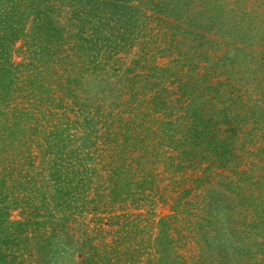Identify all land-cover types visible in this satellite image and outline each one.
<instances>
[{"label": "rangeland", "instance_id": "obj_1", "mask_svg": "<svg viewBox=\"0 0 264 264\" xmlns=\"http://www.w3.org/2000/svg\"><path fill=\"white\" fill-rule=\"evenodd\" d=\"M0 52L17 73L0 106L31 112L30 89L54 88L60 99L68 76L80 79L66 112L38 113L50 128L69 126L50 137L68 143L65 157L47 153L56 148L41 130L45 144L25 154L23 172L31 162L47 173L78 166L77 151L98 169L79 190L82 206L51 203L55 217L37 216L8 264H264V0H0ZM155 90L169 102L157 115L174 129L144 110ZM99 134L101 149L83 143ZM127 134L141 139L135 148L118 145H129ZM23 172L26 200L28 189H49L40 175L31 188ZM51 192L34 200L48 203ZM21 205L12 219L24 217Z\"/></svg>", "mask_w": 264, "mask_h": 264}, {"label": "trees", "instance_id": "obj_2", "mask_svg": "<svg viewBox=\"0 0 264 264\" xmlns=\"http://www.w3.org/2000/svg\"><path fill=\"white\" fill-rule=\"evenodd\" d=\"M8 26V25H7ZM5 26V35L9 34L11 31L7 30L8 27ZM16 26V25H15ZM12 27V26H11ZM18 28V29H17ZM15 28V32L14 33H20L22 34L23 29L20 27ZM9 36H5V39H8ZM3 53L0 52V104H2L5 99L8 97L9 92L7 90H9V85L11 82L15 81V77L17 76L16 71L11 70V67L7 66H3L2 63L4 61H9L10 62V58L9 60L6 59L5 56H2ZM83 58L85 59V55L84 53H82ZM80 56L79 59L80 60ZM82 60V59H81ZM76 61V60H75ZM79 61H76V64H78ZM12 64H14V62H11ZM6 64V63H5ZM75 64V63H74ZM28 69H30V67H27ZM68 70V69H67ZM72 68H70V70H68L69 73H71ZM70 75V74H69ZM77 76H79L78 74H73V76H68V85H65V89L66 92L65 93H61L60 94V99H58L57 97H59L57 94V89L54 88H43L42 90L40 88H37V91L35 92L34 89H30L27 88L29 90L28 92V101L29 99H34L35 100V104H33V112L31 111H26L25 109H22L21 107L18 106H13L12 111L13 114L11 117H9V108H6L5 106H0V155L3 154L2 156H0L1 160L3 159H11L9 160L7 163H4L3 160L0 161V192L2 190V192L0 193V197L2 200V204L5 203V206H1L0 205V262L1 264H8L10 263V261H14L15 256H16V251L14 249V247L17 249H20V242L22 240H27L30 241V229L31 228H35L33 227L35 225V223H39V221L37 220L38 218H36L37 216H48V217H55V210H50V205L52 203L53 208L51 209H56L57 211L59 210H65L67 208H70L73 203V205H78L80 207V205L82 206V202H84L86 199H79V190H83L85 188L86 185H88L89 181H90V176H92V170L96 169V171L98 170L95 166H91L89 164H84V161L87 156H88V151L87 154H84L83 152H79V151H75L76 152V156L78 158H80L81 162L80 165L76 166L74 164H71L69 162L68 166H64L63 163L62 164H56V166H51V170L50 172H46L45 168L42 169L43 167L39 166H33V164H31L30 162V167L28 168L27 171H25V173L23 172L21 165L24 162V160H26L27 158H25V154L29 155L32 154V151L34 149L35 143L38 145L43 146L44 140L42 138H38L37 134L39 136V133L44 131L47 134H49L48 138H46V147L49 144L51 149H54V147L56 148V150L52 151V152H47L48 154L51 155H55L57 157H65V151H66V146L68 145V143L65 141V143L60 144L59 142H54V143H50L51 140V136L53 138L57 137L59 133L64 132L65 130H67L69 128V126H64V124L62 122L56 121L53 124V128H50L49 124H44V122L42 120H40L39 114L42 115L41 119H45V117L47 116V113L49 115H52V113H56L53 108L56 107L57 105H59L61 108H63V111L66 110L68 107L65 105H70L69 101L67 99H70L69 96L75 97V94H72L75 91V87L73 86L74 84H72L71 82H74L77 85L80 84V79L77 78ZM72 78V79H71ZM79 79V80H77ZM134 81V80H133ZM7 82V83H6ZM133 86V84H131ZM41 87V86H39ZM74 87V88H73ZM38 89H40L38 91ZM44 93H46V99L43 97ZM157 93V90L154 91V94L152 93L151 95H153L152 98H150L149 101L145 102V111L147 110L148 115H152L153 117H156V120H160L162 123V127L164 129L171 128L174 129V123H175V119L171 118L170 120H168V123L166 121H164V119L160 118V115H157V113L161 110V108H163V106H167L169 104V102H167V100H165V97H163L162 95H158L155 94ZM231 94L233 92H230ZM49 95V96H47ZM31 96H33L31 98ZM147 96V94H146ZM241 99V97H239ZM159 99V100H157ZM59 100V102H58ZM91 100L87 101V104L85 103L84 105H87V108L90 109L91 106ZM133 101V100H132ZM135 101V100H134ZM137 101V100H136ZM142 102H144L143 100H140ZM153 102L152 103H148V102ZM233 101V100H232ZM243 101V100H241ZM252 104L257 103L256 99L252 98ZM56 102V103H55ZM30 103H33V100H31ZM141 104V102H139ZM138 103V104H139ZM56 104V106H55ZM263 104V103H261ZM261 105H258L257 107H259L257 110L260 111V108L263 107L264 110V104L262 107H260ZM170 107V106H168ZM14 109V110H13ZM66 112V111H64ZM39 113V114H38ZM91 111L89 110L88 112V120L93 119L90 116ZM165 113V112H164ZM28 114V115H27ZM63 114V113H62ZM61 114V115H62ZM31 116L30 118L27 117ZM172 115V114H171ZM38 116V118L36 117ZM54 117V116H52ZM170 117V116H169ZM257 115L253 118L256 119ZM37 119V120H36ZM59 119H61V116L59 117ZM66 119V118H65ZM70 116H67V119L65 120V122L70 123ZM33 120V121H32ZM41 123H39V121ZM91 121V120H90ZM44 124V125H42ZM169 124V125H168ZM41 125V128H39ZM167 128V129H168ZM129 129H127L128 131ZM113 135L115 136V141H118V139H116L118 137V133L117 132H112ZM36 136V138H35ZM113 136V137H114ZM132 136V137H131ZM66 137V135H65ZM100 134L94 138H89L86 141H83V143L87 146L90 145H96V148H100ZM109 137V136H108ZM107 137V138H108ZM207 139L210 137L209 135H206ZM68 138L66 137L65 140H67ZM124 141H127V143L129 145H126L124 147L122 140L120 142H118L119 146H121V148H126L127 150L129 149L130 146V141L133 140V142H131V146H133L134 148L136 147L137 143L140 142L141 139H139V137H137L136 135H129L127 134L125 137H123ZM206 139V138H205ZM136 140V141H135ZM139 140V141H138ZM99 144V146L97 145ZM220 144L223 146L224 141H220ZM101 149V148H100ZM113 149V148H112ZM121 150V149H120ZM187 150L189 153L191 152L190 149H185ZM67 152V151H66ZM86 153V152H85ZM106 155V154H105ZM111 156V153L108 154V157ZM3 157V158H2ZM11 157V158H10ZM55 157V158H57ZM175 157V156H174ZM174 157L171 156V160L174 162L175 159ZM54 158V159H55ZM60 159V158H59ZM64 158H62L63 160ZM218 159V158H217ZM88 160V159H87ZM85 160V161H87ZM114 161H116V158H113ZM108 162V161H107ZM113 162H108V165H104V169L105 166H108V172H109V179L112 182V184H116L119 183L117 180L116 176H119L117 173L118 168L116 166H114V164H111ZM110 165H112L110 167ZM33 166V167H32ZM110 167V168H109ZM23 172L24 175V179H27V184L31 185V188H36L39 187V185L37 186L36 182V176L40 175L42 176V180L45 178L49 183H48V188L45 192H43V194L40 196V191L39 188H37V191L35 192V190H31L28 189V192L26 193V196H30L32 197V200H26L25 198H23V196H20L17 191L18 187L20 186L21 182H20V178H18V176H21ZM30 172V174H29ZM32 172V173H31ZM52 172V178L49 177V175H51L50 173ZM112 173V174H111ZM48 174V176H47ZM30 175V176H29ZM116 175V176H115ZM71 176H75L79 177L78 179L74 180L72 178H70ZM10 180L12 183L10 185H8L9 189L11 188L12 190H9V192H6L4 197L2 198V194L4 193L3 189L6 187V181ZM34 180L33 184H31V182ZM116 181V182H114ZM14 183V184H13ZM41 187V186H40ZM50 189L52 190L51 192V197L52 200H48L50 202L45 203L47 201H42L39 202V204L36 202V200H34L35 198H46L49 195V193H47L48 191H50ZM9 193V194H8ZM82 193V191H81ZM88 199V198H87ZM27 205H21L24 204ZM42 203V204H41ZM80 203V205H79ZM41 204V205H40ZM24 208H22L24 217L23 218H19V219H12L11 218V212H12V208L18 207L20 206ZM2 207V208H1ZM34 212L37 213V215H33ZM25 213L27 214V216L25 215ZM33 217V218H32ZM35 217V218H34ZM62 215H59L58 218L59 221L57 222L58 224H62L61 221L64 219H62ZM68 219V218H66ZM53 225V224H52ZM63 226L60 225L59 230H61ZM58 230V231H59ZM57 231V232H58ZM36 233V232H35ZM7 234V235H4ZM36 235V234H34ZM5 236V237H4ZM21 250V249H20ZM22 253V252H21Z\"/></svg>", "mask_w": 264, "mask_h": 264}]
</instances>
